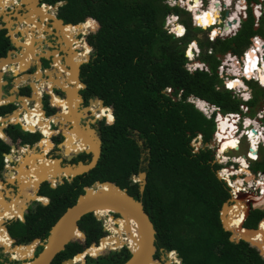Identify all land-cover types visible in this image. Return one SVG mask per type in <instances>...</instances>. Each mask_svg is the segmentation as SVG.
Masks as SVG:
<instances>
[{
  "label": "trees",
  "instance_id": "1",
  "mask_svg": "<svg viewBox=\"0 0 264 264\" xmlns=\"http://www.w3.org/2000/svg\"><path fill=\"white\" fill-rule=\"evenodd\" d=\"M46 1L55 3L63 0ZM42 7L49 6L44 4ZM170 10L182 11L177 6L170 8L163 0H66L60 6L65 22L76 25L89 17L97 21V29L90 40L97 57L87 84L104 98L106 104L114 107L117 115L115 124L111 126L116 137H112L111 147L95 167L97 174L85 179L84 183L109 180L121 188H127L130 195L142 201L156 230L157 245L168 250L175 249L182 257L180 264H264L263 250L243 240L237 243L230 241V232L222 228L219 210L230 194L225 182L216 176L221 165L213 162L211 149L200 147L194 151L191 144L199 133L202 143H209L215 122L187 100L194 96L216 106L223 114L239 112L242 101L234 97L230 89L224 88L216 72L219 63L217 56L228 51L243 54L253 35L264 36V22L256 27L249 9L235 36L210 42L203 36V30L193 27L186 12L182 11L186 16L183 22L187 32L182 38H173L163 28L164 16ZM83 23L84 27L82 24H68L72 37L74 32L87 33L96 27V22L90 18ZM199 32L201 36H198ZM191 39L197 40L201 49L200 60L208 65L209 71L189 72L185 69L184 49ZM7 43L8 38L0 32V56L5 54ZM210 46L213 47L212 53L206 51ZM85 49H88L87 46ZM248 83L253 88L252 98L248 101L252 110L264 99V88L253 81ZM167 87L171 91L166 92ZM51 98L52 103L64 105L53 93ZM39 111L44 114L40 102L36 109L37 113ZM30 115L31 110L21 122H27ZM108 116L111 118L110 114ZM50 119L46 118L45 121ZM55 119L57 122L59 117L55 116ZM129 127L138 129V139L141 138L149 150L146 166H142V146L120 133ZM42 131L50 146L48 137L53 130L48 125ZM113 158L115 165H111ZM137 170L146 172L142 193L139 187L130 186L126 179L130 172ZM249 170L264 173V150L259 151L258 159L251 162ZM81 192L79 188L65 202L55 196L48 205L29 212L26 221L19 223L22 240L46 238L53 223ZM54 193L48 192L50 196ZM238 208L239 204H230L231 212ZM120 217L117 222L115 218L107 219V227L115 236L108 234L101 238L97 246L98 239L104 236L101 221L92 212L84 214L78 220L82 234L66 244L51 263L61 264L75 254L74 258L77 259H83L87 253L102 255L106 249L116 248L123 243L130 246L131 242L136 244V235L133 232L129 235ZM242 217L240 209L232 220L240 221ZM261 218L260 228L264 229V210L253 209L244 226L256 227ZM8 240L12 241L2 227L0 245L4 246ZM35 240L13 246L17 251H26L32 256ZM127 255L126 250L123 255L120 251L111 252L110 264H119ZM153 261L150 263H160Z\"/></svg>",
  "mask_w": 264,
  "mask_h": 264
},
{
  "label": "flooded vegetation",
  "instance_id": "2",
  "mask_svg": "<svg viewBox=\"0 0 264 264\" xmlns=\"http://www.w3.org/2000/svg\"><path fill=\"white\" fill-rule=\"evenodd\" d=\"M63 1L66 2V0ZM38 2L37 6L39 7L44 4L50 7L45 12L49 18L42 19L40 16L32 15L33 21H27L26 16L31 12L27 8V3L24 1L22 3V0H11L10 3H6L4 13L0 14V32H3V35L8 38L6 52L0 57L9 56L10 58L7 63L0 67L2 73L0 78L1 99L3 100L0 103V118H2L0 119V230L2 227L5 228L12 239V241L8 240L4 246L0 245V264H21L24 261L21 259L27 258V255L31 257L30 253L17 251L13 246L33 241H24L22 235L20 236L21 227L19 223L26 221L29 212L48 205L55 196L65 202L77 193L79 188L84 192V188L91 186L95 181H103L93 180L89 184L84 183L85 179L97 174L95 167L106 150L111 147L112 137H116L111 129L117 119L114 107L106 104L104 98L97 95L87 84L93 67L92 64L97 57L95 47L90 44L91 36L97 29V21L93 17H89L96 22L95 29L78 34L73 31L74 36L68 37L69 40H64L66 35L58 30L60 26L58 22L59 19L62 20V26L70 22H65L60 13V6L63 3L58 1V5L54 6L56 2L48 3L46 0H38ZM67 27L70 28L68 25ZM31 37L37 40L33 41ZM12 38L17 39V44L12 41ZM86 46L88 49H85ZM27 53L32 55L29 57L30 59L25 58ZM76 66L78 69L75 72ZM59 80H64L62 85H56ZM167 88L165 89L166 92L171 91L169 87ZM249 89H251L250 94H252L253 88L250 84ZM52 93L58 97V100L64 102L63 106L52 103ZM39 102L44 114L40 111L39 113L36 112ZM30 110L29 119L22 123L21 121L24 120ZM15 112H18L17 117L19 116L22 120L7 119V117L13 116ZM109 114L111 118L108 116ZM55 116L59 117L57 122H55ZM50 117V121H45L46 118ZM254 117L250 116V118ZM48 125L53 130V133L48 137L50 146L42 131ZM120 133L134 139L137 144L142 146V166H146L149 150L144 141L141 138L138 139V129L129 127L127 131ZM76 139L78 147L71 149L70 143ZM97 141L99 155L96 164L88 170L77 172L80 164L85 165L92 161L94 157L92 148ZM200 147L208 148L204 144ZM52 152H56L53 157L50 156ZM226 155L229 154L226 153ZM213 162L220 161L214 157ZM115 163V158H113L111 165H115ZM32 164L34 165L32 166ZM228 166L226 165V167ZM235 172L227 174L228 178L224 172L221 174L216 172V176L219 175L228 187L230 194L226 200L228 203L231 202L233 192V185L230 181L233 182L238 177ZM249 172L248 176L242 172L240 177L248 180L252 176L251 179H253L257 172L261 171L253 173L249 170ZM52 176L53 178H51ZM126 179L130 186L135 185L138 188V170L130 172ZM236 188L238 189V187ZM262 189L264 190V186ZM51 191H55L52 196L48 194ZM252 191L244 192L252 193L257 198L256 193L259 192L254 193L255 191ZM2 204L6 207H3ZM260 210L263 211V209ZM251 211L253 210L251 209ZM110 215L112 218H109L108 215L109 219H114L115 216L116 220L120 216L113 212ZM99 216H101L100 213ZM100 221L104 235L110 234L109 229L104 228L107 221L103 219ZM77 223L80 229L79 222ZM100 238L95 245L98 246L101 241ZM36 241L33 256H36L43 248L42 246L40 249L41 240L36 239ZM154 243L156 250L153 263L165 264L169 258L165 257L164 259L167 260H162V254L167 256L171 251H175L176 257L179 259V261L177 258L171 259V264L182 262V257L175 249L168 250L159 247L156 239ZM127 244H123L118 249H112L107 254L92 256L87 253L84 255L85 263L99 264V261L102 260L104 263L110 264L112 262L111 252L120 251L123 255L126 250L128 255L119 263L122 264L131 257ZM14 255L17 258L14 259Z\"/></svg>",
  "mask_w": 264,
  "mask_h": 264
},
{
  "label": "water",
  "instance_id": "3",
  "mask_svg": "<svg viewBox=\"0 0 264 264\" xmlns=\"http://www.w3.org/2000/svg\"><path fill=\"white\" fill-rule=\"evenodd\" d=\"M27 3V8L31 13H28L26 16L27 21H33V16H40L41 18L44 17L45 13L42 11V7L37 6L39 3L38 0H22V2ZM196 1V0H195ZM2 0H0V14L4 13V8H2ZM59 2H56L54 6H57ZM60 3H65V1H61ZM229 11H226V14ZM33 15V16H32ZM49 16V15H48ZM89 19V18H88ZM92 19V18H90ZM94 21V19H93ZM83 22H78V24H82ZM58 24L62 26V20L59 19ZM71 23H65L64 25H68ZM59 26V27H60ZM12 41L17 44V40L12 38ZM10 52V51H9ZM8 52V53H9ZM10 60L9 56L7 57H0V64L7 63ZM80 63V62H79ZM1 66V65H0ZM78 67L76 66L75 72L77 71ZM2 73L0 72V78ZM76 76V75H75ZM0 98L1 96V79H0ZM101 101V100H99ZM252 133L254 135H258V131L256 129H252ZM210 144H215L214 139L212 138ZM94 152V157L92 161L88 164H80L77 172H82L92 168L97 161L99 155L98 149V141L93 145L92 148ZM249 150L252 153H256L257 149L253 147H249ZM249 166L251 162H248ZM220 178L219 175H217ZM146 184V172L144 170L138 172V187L139 191L142 193ZM235 194H232L231 202L225 201L222 204V207L219 212V218L221 221L222 228L225 231L230 232L229 240L232 242H239L243 240L249 244H252L263 250L264 252V231L261 232V222L262 219L258 222L256 227H245L244 221L250 210L252 209H261V206L264 204H254L253 200L254 197L241 190H234ZM234 198L240 200L238 210H242L243 217L239 221L240 224H233L230 223L233 216L237 214L238 210L232 209V212L228 211V206L234 202ZM252 204V205H251ZM3 207H6L2 204ZM109 208L111 211L110 213H117L122 218L127 219L129 222L132 220L136 232L139 233V242L138 248L133 251L132 248L129 246L131 257L122 264H150V261L153 259L156 246H155V234L156 230L153 226L152 221L150 220L148 214L143 208V204L141 200L135 199L132 195L127 192L126 188H121L113 181H95L89 187L84 188V192L80 193L77 196L76 201L69 207L65 209V211L59 216V218L53 223L50 227L48 235L44 238L40 244L43 246L42 250L36 255L27 258V260L22 261L21 264H50L53 258L56 256L57 253L65 249V245L69 243L73 238L80 236L81 230L78 228V220L87 213L92 212L97 219H101L102 217L99 216L95 210L99 208ZM103 218L108 222L107 218L103 216ZM230 218V219H228ZM108 224V223H107ZM108 228V227H106ZM102 236L101 238H103ZM100 238V240H101ZM138 241V240H137ZM125 244V243H123ZM121 244L117 248L121 246ZM110 249V250H112ZM85 255V254H84ZM66 258L61 262V264H86L85 259L83 256L82 262L73 263L74 257ZM7 264V263H4Z\"/></svg>",
  "mask_w": 264,
  "mask_h": 264
},
{
  "label": "built area",
  "instance_id": "4",
  "mask_svg": "<svg viewBox=\"0 0 264 264\" xmlns=\"http://www.w3.org/2000/svg\"><path fill=\"white\" fill-rule=\"evenodd\" d=\"M178 1L180 0H165V2L170 6L178 5L183 9L190 11L192 13V26L200 27L208 31L206 33V36L210 42L214 41L215 39H224L234 36L240 28L241 21L247 17L249 9L251 10V13L253 15L254 25L256 27H258L262 23V21L264 22V0H251L250 2H248V0H227V2L226 0H199V4L195 8L191 6L197 5V0H188L185 4L184 2L180 3ZM227 10L229 11V13L226 14ZM209 12H211L210 17L212 18V23L202 25L198 21L197 17L200 16L199 14H201V16H206ZM257 13H259V15H257ZM173 17H175V19H173ZM182 18L183 17L181 16V19ZM165 25L167 32L171 33L173 37L179 38L184 36L185 27L180 22V17L177 15V13H171L170 15H167L165 18ZM181 27L184 29V32L182 35L178 36L176 33L177 30ZM213 32H215V35H212ZM193 43L196 45V47L194 48L192 47ZM207 49L208 53H211L212 46L208 47ZM189 52L191 53V55H189ZM199 52L200 51L196 44V41L191 40L187 44L186 48L188 62L186 63L185 67L189 72H193L194 70L198 69L209 71L208 65L205 62L196 60ZM253 60L255 61V67H250ZM232 67L234 68L233 70L231 69ZM258 70H261V72L264 73V36L260 35H253L251 37V43L245 48L244 55L238 56L227 53L223 56L217 67V73L219 77L222 78L224 88L230 89L233 92L234 97L243 100V102L239 104V109L241 110V112H230L224 114L225 116L231 118L230 121L234 122L235 129L232 131V133L236 135V137H238L236 148H233L231 146L230 149L225 153H229L230 151H238L241 145V141L245 137L247 144L245 158L247 161L257 160L260 147L264 148V104H262L256 111L254 118H250L248 115H246V113L250 112V106L245 101H247L252 96L250 94L251 89H249L248 81H253L259 87L264 88V84L260 82V79L258 77ZM229 80H240L241 86L238 84L240 87H228ZM245 96H247V99H245ZM204 104L205 105L203 106L202 111L207 118H211L213 111L216 112L214 120L216 121V126L219 129L218 116L219 114H221L219 108L207 102H204ZM249 126H251L250 129H256L260 134V137H257V135H253L251 139L249 133H247ZM217 131L215 132V140L220 143ZM253 140H255V147H253ZM249 147L257 149V152L255 153L256 158H250L251 151L249 150ZM215 151L216 157L224 158V162L229 160L231 161V163H235L240 159L239 155L229 156L225 155V153L222 152L219 153V149H215ZM234 157H236L238 160H234ZM246 167L249 168L248 165ZM224 169L225 168H223L222 171ZM245 175L247 176L248 174L245 173ZM241 181L243 184L241 188L242 191L254 190L259 192L260 194H262L264 191L262 189V184H264L263 172H257L256 176L253 179L249 178L248 180H246L245 178H242ZM232 194H235L234 189Z\"/></svg>",
  "mask_w": 264,
  "mask_h": 264
},
{
  "label": "bare ground",
  "instance_id": "5",
  "mask_svg": "<svg viewBox=\"0 0 264 264\" xmlns=\"http://www.w3.org/2000/svg\"><path fill=\"white\" fill-rule=\"evenodd\" d=\"M10 2H11V0H9ZM9 1H7V0H3L2 1V3H1V5H2V8H4V5L7 3L8 4V2ZM188 0H180V1H178V2H184V4L187 2ZM13 2V1H12ZM23 3V2H22ZM26 3V2H25ZM190 7V6H189ZM42 9V11H44V12H46V11H48V9H50V7H42L41 8ZM200 16H201V14H199ZM200 16H198V17H200ZM46 17H48V14H45L44 15V17H42V19L43 18H46ZM197 17V18H198ZM205 17V19L207 20V16H204ZM10 18V17H9ZM49 18V17H48ZM6 19V18H5ZM198 21L202 24V25H206L205 23H203V21H200L199 19H198ZM207 21H209V20H207ZM70 25H72V26H76V25H79V24H76V25H74V24H70ZM82 25H83V27H84V23H82ZM58 30L59 31H61V33H63V34H65L66 36H65V38H64V40H69V38H72V35L70 34V32H69V29H68V27H67V25H63V26H60L59 28H58ZM58 31V32H59ZM40 34H42V33H40ZM39 35V34H38ZM43 37V36H42ZM69 37V38H68ZM31 39L33 40V41H36L37 39H33L32 37H31ZM17 40V39H16ZM63 42V41H62ZM23 47V46H22ZM35 48V47H34ZM39 49V48H38ZM46 49V48H45ZM61 50V49H60ZM77 54V53H76ZM85 54V53H84ZM80 55V54H79ZM30 56H32L30 53H27L26 54V56H25V58H28V59H30L29 57ZM32 59V58H31ZM5 63H1L0 65H4ZM1 67V66H0ZM20 68H22V67H20ZM19 70V69H18ZM258 73H259V75H258ZM258 73H257V75H258V77H259V79H260V82L261 81H264V73H262L261 72V70H258ZM67 74V73H66ZM69 74V73H68ZM38 81V80H37ZM42 84V83H41ZM56 84V83H55ZM59 84H61L62 85V81H58L57 82V85H59ZM230 84L232 85V86H239L240 84H241V81L240 80H231V82H230ZM239 84V85H238ZM231 86V87H232ZM241 86V85H240ZM239 86V87H240ZM41 89V88H40ZM1 102H3V100L0 98V103ZM196 102H197V104H198V106H202V108H203V106L205 105L204 104V102L202 101V100H200V99H196ZM25 107H26V105H24ZM73 107V106H72ZM17 115H18V112H15L14 113V115L13 116H11V117H7V119H9V118H12V120H22L20 117H17ZM0 119H2V118H0ZM235 119V118H234ZM228 120V121H227ZM231 120V118H229L228 116H223V115H221V114H219V116H218V123H219V129H218V131H217V135H218V139H219V141H220V144L218 145V149H219V153H225L226 152V150L228 149V148H230L232 145H233V143L232 144H229V142L228 141H230L231 140V138L233 137V140H234V142L235 143H237V139H238V137H236V135H234L233 133H232V131L235 129V127H234V124H233V122L232 121H230ZM72 121V120H71ZM79 121V120H78ZM66 122V121H65ZM80 124V123H79ZM248 124H250V123H248ZM231 127V128H230ZM227 129V130H226ZM252 129L253 128H251L250 129V127H249V129H248V131H247V133H249V134H251V135H249L250 137L251 136H253L252 135ZM43 130V129H42ZM71 136V135H70ZM88 136V135H87ZM257 137H260V134H258L257 135ZM85 139V138H84ZM45 140V139H44ZM71 141V140H70ZM80 141V140H79ZM80 142H82V141H80ZM66 145H67V143H65ZM70 145H71V149H74V148H76V147H78L77 145V139L75 140V141H73L72 143H70ZM87 145V144H86ZM80 146V145H79ZM34 152V151H33ZM240 156V159L238 160L236 157H234V160H238V161H236V162H239V163H241L240 165H238V163H234L233 165H232V167H227L226 169H224L223 171H224V175L226 176V178H228L227 177V174H230V173H232L233 172V170H236V175L238 176L233 182L232 181H230V183L233 185V189H235L236 187H238V189H240V187H242L243 186V184H242V181H241V174H242V172H245V173H247L248 175L250 174V172H249V170H248V168L246 167L247 166V164H248V161L246 160V158H245V153L244 154H240L239 155ZM250 157H252L251 156V154H250ZM252 158H255V157H252ZM224 159V158H223ZM34 164H32V166H33ZM32 166H31V168H32ZM221 173H223L222 171H221ZM247 175V176H248ZM251 176V175H250ZM251 178V177H250ZM236 186V187H235ZM264 186V184H262V187ZM264 192V191H263ZM252 200V199H251ZM254 200V202L255 203H258V204H264V196L262 197V198H258V199H256V197L253 199ZM240 200H238V199H235L234 198V203H236V204H240ZM229 208H228V211L227 212H229L230 211V205L228 206ZM95 211H97L98 212V214L100 213L101 214V216H107V215H109V218H112V216L110 215L111 213H110V209L109 208H107V207H105V208H99V209H97V210H95ZM104 216V217H105ZM114 218V217H113ZM122 218V217H121ZM228 219H230V218H228ZM1 220V219H0ZM122 220H123V224H124V226H125V228L129 231V235H130V233L131 232H133L135 235H136V244H133V243H131L132 244V246H130L131 248H132V250L133 251H135L137 248H138V242H139V233L138 232H136V229H135V227H134V224H133V222H132V220H130L131 222H129L127 219H125V218H122ZM115 221H116V219H115ZM235 221L236 222H238V224H240V222H239V220H237V219H233V220H230V223L231 224H233V226H236V224L237 223H235ZM105 223V222H104ZM237 224V225H238ZM120 225V224H119ZM110 231V230H109ZM264 231V229H261V232H263ZM111 234H113V233H111ZM114 236H115V234H113ZM129 239H130V236H129ZM138 240V241H137ZM118 241V240H117ZM131 242V241H130ZM176 252L175 251H171V253L169 252L168 253V258L171 260V259H173V258H177L176 256V254H175ZM28 257H30L29 255H27V258ZM82 260L83 259H77V258H74L73 259V261H71V262H73V263H76V262H82ZM70 262H67V264H69ZM151 264V263H150ZM159 264H161V263H159ZM170 264V263H169Z\"/></svg>",
  "mask_w": 264,
  "mask_h": 264
},
{
  "label": "clouds",
  "instance_id": "6",
  "mask_svg": "<svg viewBox=\"0 0 264 264\" xmlns=\"http://www.w3.org/2000/svg\"><path fill=\"white\" fill-rule=\"evenodd\" d=\"M226 2H227V0H226ZM163 3L164 4H166V5H168L166 2H165V0H163ZM198 4H199V0H197V5H192L191 7H193V8H195L196 6H198ZM170 8H174L175 6H177V7H179L183 12H186L185 13V15L187 16V17H189V19H190V22L192 21V13L190 12V11H188V10H185V9H183L182 7H180V6H178V5H173V6H170V5H168ZM175 12V11H173V10H170L169 12H167L166 14H165V16H164V23H163V28L166 30V25H165V18H166V16L167 15H170L171 13H177V15L180 17V22L184 25V27H185V34H186V32H187V28H186V25H185V23L183 22V18L184 17H186V16H184L183 15V12ZM207 15L208 16H210L211 15V12H209V13H207ZM257 15H259V13H257ZM181 16L183 17L182 19H181ZM253 16V15H252ZM173 19H175V17H173ZM198 19L200 20V21H203V23H205V24H207L208 23V21L205 19V17L202 15V16H200V17H198ZM244 20V19H243ZM242 22V21H241ZM192 25V24H191ZM241 26V25H240ZM194 27V26H193ZM196 28H200V27H196ZM200 29H202L203 30V36L205 37V38H207V36H206V33L208 32V31H206V30H204L203 28H200ZM239 30V29H238ZM166 32H167V30H166ZM183 32H184V29L181 27V28H179L178 30H177V35L179 36V35H182L183 34ZM238 32V31H237ZM168 33V32H167ZM168 34H171V33H168ZM185 34H184V36H185ZM172 35V34H171ZM212 35H215V32H213V34ZM255 35H258V34H255ZM184 36H182V37H184ZM198 36H201V33L199 32L198 33ZM235 36V35H234ZM261 36V35H260ZM172 37H173V35H172ZM182 37H179V38H182ZM232 37V36H231ZM173 38H176V37H173ZM227 38H230V37H227ZM225 39V38H224ZM191 40H195L196 41V44H197V46H198V48H199V54H198V56L196 57V60L197 61H201L200 60V55H201V49H200V47H199V45H198V43H197V40L196 39H191ZM190 40V41H191ZM189 41V42H190ZM188 42V43H189ZM187 43V44H188ZM187 44H186V47H185V49H184V55H185V57H186V62H185V64H184V67H185V65H186V63L188 62V57H187V55H186V48H187ZM192 47L194 48V47H196V45L193 43L192 44ZM206 51L208 52V49L206 48ZM244 51H245V49H244ZM227 53H230V54H233V53H231V52H226L225 54H222L221 55V59L223 58V56L224 55H226ZM189 55H191V53L189 52ZM234 55H238V54H234ZM242 55H244V52H243V54H241V55H238V56H242ZM220 61L221 60H219V63H220ZM201 62H204V61H201ZM219 63L217 64V67H218V65H219ZM217 67H216V72H217ZM250 67H255V61L253 60L252 61V64L250 65ZM209 68V67H208ZM185 69H186V67H185ZM187 70V69H186ZM199 70V69H198ZM188 71V70H187ZM195 71V70H194ZM205 71V70H204ZM218 74V73H217ZM219 76V75H218ZM221 78V77H220ZM222 79V78H221ZM223 82V81H222ZM261 83L262 84H264V81H261ZM232 85L231 84H229L228 85V87H231ZM252 95V94H251ZM188 98H193V100H190V102H192V103H194V105H195V107L196 108H198L202 113H203V111H202V106H198L197 105V102H195L194 100L195 99H199V98H196V97H194V96H190V97H188ZM187 98V99H188ZM252 98V96L247 100V101H245L247 104H248V101L250 100ZM240 99V98H239ZM245 99H247V96H245ZM201 100V99H200ZM241 100V99H240ZM202 101H204V100H202ZM242 102H243V100H241ZM204 102H206V101H204ZM208 103V102H207ZM210 104V103H209ZM262 104H264V103H261L258 107H255V110L257 111L258 109H259V107L262 105ZM212 105V104H211ZM249 105V104H248ZM251 108V107H250ZM251 111V110H250ZM240 112V111H239ZM221 113V112H220ZM256 113V112H255ZM223 113H221V115H222ZM226 114V113H225ZM216 115V112L215 111H213V113H212V116H211V118H213V120H214V116ZM224 115V114H223ZM249 117H250V115H248ZM214 122H215V130H214V132H213V135H212V138L214 139V142H215V144H210V142L209 143H206V144H204V146H207L209 149H211L212 150V152H213V155H214V157L216 158V159H218L220 162H217L218 164H222V168L220 167L218 170H217V173L218 174H221V171H222V169L223 168H227L226 167V165H229V167H231V165H233L234 163H231V161H226V162H224V160L220 157V158H217L216 157V155H215V153H216V151H215V149H218V145L220 144V143H218L216 140H215V132L218 130V127L216 126V121L214 120ZM242 124V123H241ZM249 135H251V134H249ZM198 137H199V139H198ZM211 138V139H212ZM195 140H199L198 142H197V144H194V142H195ZM233 143V145H234V141L232 142ZM191 144L195 147L194 148V151H197V149L201 146V145H203V143H202V140H201V134L199 133L195 138H193L192 140H191ZM253 147H255V140H253ZM227 154H229L228 152H227ZM225 155H226V153H225ZM230 155V154H229ZM238 155H240V154H238ZM250 162H253V161H250ZM235 163H238V162H235ZM241 163H238V165H240ZM248 167H249V164H248ZM249 169V168H248ZM98 220H100V219H98ZM103 220L104 221H106L104 218H103ZM104 228L106 229V223H105V226H104ZM105 236H107V234L106 235H104V237ZM42 241V240H41ZM37 243V242H36ZM13 258L15 259L16 258V256L14 255L13 256ZM51 264V263H50Z\"/></svg>",
  "mask_w": 264,
  "mask_h": 264
},
{
  "label": "rangeland",
  "instance_id": "7",
  "mask_svg": "<svg viewBox=\"0 0 264 264\" xmlns=\"http://www.w3.org/2000/svg\"><path fill=\"white\" fill-rule=\"evenodd\" d=\"M251 0H248V2H250ZM8 3H10V1L8 2ZM248 15V14H247ZM207 16V15H206ZM207 20H209L208 21V23H212V18L210 17V16H207ZM207 23V24H208ZM26 28V27H25ZM216 40H219V39H215L214 41H212V42H215ZM220 40H222V39H220ZM88 48V47H87ZM213 52V47H212V51H211V53ZM84 53V52H83ZM218 57V61L219 60H221V55H218L217 56ZM57 63V62H56ZM59 66V65H58ZM60 67V66H59ZM232 70L234 69L233 67L231 68ZM64 80H62V82H63ZM229 83L228 84H230V82H231V80H229L228 81ZM167 90H169L168 88H167ZM188 101H190V100H193V98H188L187 99ZM195 102H196V99L194 100ZM264 101V99H262V100H260V102L256 105V106H254V107H258L261 103H264L263 102ZM36 105V104H35ZM198 105V104H197ZM240 112H241V110H239ZM255 112H256V110H255V108L254 109H252L249 113H246V115H250V116H255ZM233 124H234V122H233ZM235 125V124H234ZM239 126H240V122H239ZM235 127V126H234ZM249 127H251V126H249ZM231 128V127H230ZM227 130V129H226ZM252 135H254L253 133H252ZM252 137L253 136H251L250 138L252 139ZM198 139H199V137H198ZM234 140H233V137L231 138V140L230 141H228L229 142V144H232V142H233ZM197 140H195V142H194V144H197ZM236 146H237V143H234V145H232V147L233 148H236ZM230 148H228L226 151H228ZM246 149H247V144H246V140H245V137L242 139V141H241V145H240V148H239V150L238 151H230L229 152V154L230 155H233V156H237L238 154H244L245 153V151H246ZM260 150H264V148L263 147H260V149H259V151ZM54 153H56V152H52L51 154H50V156L51 157H53V154ZM250 154H251V156L252 157H255L256 158V154L255 153H252V152H250ZM259 154V153H258ZM252 157H250V158H252ZM258 157V156H257ZM223 159V158H222ZM248 162H250V161H248ZM248 165V164H247ZM249 170V169H248ZM241 188L242 187H240V190H241ZM252 192H254V191H252ZM254 193H256V191L254 192ZM252 194V193H251ZM257 194V198L256 199H258V198H262L263 196H264V192L262 193V194H260V193H256ZM255 194V195H256ZM258 194H260V195H258ZM253 195V194H252ZM253 197L255 198L256 196H254L253 195ZM253 200V199H252ZM253 202H254V200H253ZM254 204H255V202H254ZM256 204H258V203H256ZM259 205V204H258ZM261 209H263L264 210V206H261L260 207ZM99 215V214H98ZM105 216V215H104ZM102 218L101 219H103V216H101ZM107 219H108V215L107 216H105ZM114 218H115V216H114ZM116 222H117V220H116ZM119 225V224H118ZM106 227H107V224H106ZM106 235V234H105ZM34 241V240H33ZM36 241V240H35ZM32 242V241H31ZM37 242V241H36ZM117 243V242H116ZM37 244V243H36ZM119 247V246H118ZM114 248V247H113ZM117 248V247H116ZM107 250V249H106ZM104 251V252H102V254H107L108 252H110L111 250H107V251ZM0 254H1V249H0ZM34 255V254H33ZM32 255V256H33ZM168 258L166 255L164 256V254H162V260L164 259V258ZM29 258V257H28ZM25 259H27V258H25ZM25 259H21V261L22 260H25ZM177 259H178V257H177ZM164 260H167V259H164ZM178 261H179V259H178ZM104 263V261H102V260H100L99 261V264H103ZM171 264V260L169 259L168 261H165V264ZM52 264V263H51ZM104 264H106V263H104Z\"/></svg>",
  "mask_w": 264,
  "mask_h": 264
},
{
  "label": "crops",
  "instance_id": "8",
  "mask_svg": "<svg viewBox=\"0 0 264 264\" xmlns=\"http://www.w3.org/2000/svg\"><path fill=\"white\" fill-rule=\"evenodd\" d=\"M16 258H17V256H16ZM24 258V257H23Z\"/></svg>",
  "mask_w": 264,
  "mask_h": 264
}]
</instances>
